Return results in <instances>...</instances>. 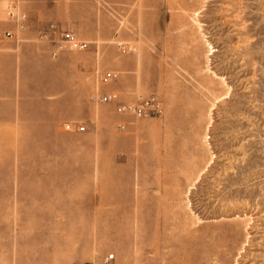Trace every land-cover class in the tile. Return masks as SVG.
<instances>
[{"label": "rangeland", "instance_id": "rangeland-1", "mask_svg": "<svg viewBox=\"0 0 264 264\" xmlns=\"http://www.w3.org/2000/svg\"><path fill=\"white\" fill-rule=\"evenodd\" d=\"M37 1L0 0V264H264V0Z\"/></svg>", "mask_w": 264, "mask_h": 264}, {"label": "built area", "instance_id": "built-area-1", "mask_svg": "<svg viewBox=\"0 0 264 264\" xmlns=\"http://www.w3.org/2000/svg\"><path fill=\"white\" fill-rule=\"evenodd\" d=\"M9 15L14 19L19 30H25L27 27V14L22 12L17 4H13L8 7ZM54 31L55 34H59V40L57 41L58 50L63 49H79L84 50L89 46V43L85 40H81L72 30H58L55 24L50 25L49 31ZM14 33L11 30H5L0 34V37H12ZM116 73L113 71H107L101 74L100 78L104 81L113 79ZM99 100L103 102L118 101L117 95L107 93L102 95ZM117 110L121 113L132 114L137 117L147 116H161L164 113V106L159 96L152 94L149 96H140L133 102H117ZM81 130L85 129L84 126L80 127ZM113 256H111L112 258Z\"/></svg>", "mask_w": 264, "mask_h": 264}, {"label": "crops", "instance_id": "crops-1", "mask_svg": "<svg viewBox=\"0 0 264 264\" xmlns=\"http://www.w3.org/2000/svg\"><path fill=\"white\" fill-rule=\"evenodd\" d=\"M48 3H49L48 1H44L43 6L47 8L46 5ZM75 3H76V0H55L51 2L49 6V9L51 10V14L49 17L53 19H59L62 16H65L66 14L70 12V10H72L75 7ZM38 5H41V4L37 0H25L24 2V7H26L28 11H30L31 13H33L32 9ZM90 19H92V14H91Z\"/></svg>", "mask_w": 264, "mask_h": 264}, {"label": "bare ground", "instance_id": "bare-ground-1", "mask_svg": "<svg viewBox=\"0 0 264 264\" xmlns=\"http://www.w3.org/2000/svg\"><path fill=\"white\" fill-rule=\"evenodd\" d=\"M54 89H55V87H50L49 89H47L44 93H46V92H48V93H52L53 91H54ZM45 90V89H44ZM41 91H43V89L41 90ZM55 104V103H54ZM45 114V116H46V114L48 115V116H50V115H52V117H54V114H55V112H53V111H50V112H47V113H40V114H37V117H40V116H42V115H44ZM43 117V116H42ZM112 168V167H111ZM111 183V182H110ZM107 184V183H106ZM109 186V185H108ZM109 188V187H108ZM107 194V193H106ZM105 193L102 195V198H101V200L103 201V203H111L113 200H112V198L111 197H109L108 195H106ZM116 195V194H115ZM115 198H117V197H115ZM114 201H115V199H114ZM141 210V209H140ZM139 210V211H140ZM123 212V211H122ZM102 213H103V215H105L106 216V213L108 214H112L113 216H118V214H120L121 213V210L119 209V208H117V209H112V210H107L106 212H104V211H102ZM139 213H141V212H139ZM108 214V215H109ZM107 215V216H108ZM109 217H111V216H109ZM106 218V217H105ZM109 219H111V222H112V218H109ZM116 220H118L117 218H116ZM115 220V221H116ZM118 222V221H117ZM116 226V225H115ZM166 226H164V228H165ZM155 228V227H154ZM163 228V229H164ZM160 229V228H159ZM159 229H157L158 231H159ZM166 229H167V227H166ZM166 231V230H165ZM155 232V231H154ZM156 233V232H155ZM154 237H156V235H154ZM158 237V236H157ZM142 239V238H141ZM140 239V241H139V244L141 245V252H143V251H146V252H148L149 251V249H151L152 251H157V249L160 247L159 245H156V246H154V247H152V248H149V249H147L146 248V246H145V243H142V240ZM138 243V242H137ZM142 243V244H141ZM156 244V243H155ZM139 245V246H140ZM157 246H159V247H157ZM140 248V247H139ZM144 254V253H143ZM216 256H217V254H216ZM139 257V256H138ZM141 257V256H140ZM140 260V259H139Z\"/></svg>", "mask_w": 264, "mask_h": 264}]
</instances>
